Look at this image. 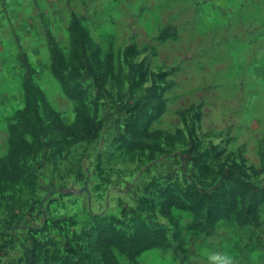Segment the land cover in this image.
Segmentation results:
<instances>
[{"label": "rangeland", "instance_id": "obj_1", "mask_svg": "<svg viewBox=\"0 0 264 264\" xmlns=\"http://www.w3.org/2000/svg\"><path fill=\"white\" fill-rule=\"evenodd\" d=\"M82 47L107 69L101 91L70 76ZM24 109L47 128L20 177L0 178V264H102L99 238L112 264H264V0H0V159ZM49 111L100 128L62 138ZM109 231L157 244L128 252Z\"/></svg>", "mask_w": 264, "mask_h": 264}, {"label": "trees", "instance_id": "obj_2", "mask_svg": "<svg viewBox=\"0 0 264 264\" xmlns=\"http://www.w3.org/2000/svg\"><path fill=\"white\" fill-rule=\"evenodd\" d=\"M74 19L76 20V17H74ZM78 31L79 27L76 26L75 32L78 33ZM77 40V43L81 44L80 40ZM75 46L76 45H74V47ZM81 53L83 55V59L81 58L78 63L71 64L70 76L76 78L80 74L79 70L85 69L93 78L98 91H101L104 88V84L107 79V69L105 67L101 68L102 65L99 62H96L95 65L90 63L84 47H82ZM50 60L51 71L60 82L65 94L70 97L78 96L81 93L79 84L77 82L71 83V78L64 74L62 55L60 50L55 46H51L50 48ZM25 97L26 101L30 103L36 111V101L32 97H29V91L26 92ZM47 118L51 120L50 128H52L62 138H69L72 140L79 138H92L97 134L100 128V122L94 117L88 116L83 111L78 113L77 119L73 124L62 123L55 114L51 113V111H49ZM46 128V125L41 119H32L27 113L26 109L17 112L16 120L9 125L8 150L6 156L3 159H0L1 179L15 181L20 177L22 174L20 160L33 156L40 151L44 145L43 137L46 134ZM26 135H28L30 139H26ZM236 182L243 187H253L250 182L242 178H237ZM189 194L191 195V198L189 199L191 209L193 211L199 212V210L202 208L203 202L205 201L204 196L200 195L196 191H190ZM218 217L220 216L216 215L209 217L208 220L210 221L208 223H213ZM109 234H111L110 237H106L111 239L110 241H106L108 244H112L128 252H133L134 250H137L135 252H138L143 247L157 244L156 241H153L154 239H150V236L146 237V235H150L149 233L138 232L134 236H125L119 234L116 235L112 234V232ZM105 240L103 238H99L98 240L102 264H112V259L109 255V248L105 243ZM140 243L144 244L143 247H138ZM71 264L86 263L78 258L73 260Z\"/></svg>", "mask_w": 264, "mask_h": 264}, {"label": "clouds", "instance_id": "obj_3", "mask_svg": "<svg viewBox=\"0 0 264 264\" xmlns=\"http://www.w3.org/2000/svg\"><path fill=\"white\" fill-rule=\"evenodd\" d=\"M208 260L210 264H234V257L228 252H210Z\"/></svg>", "mask_w": 264, "mask_h": 264}]
</instances>
